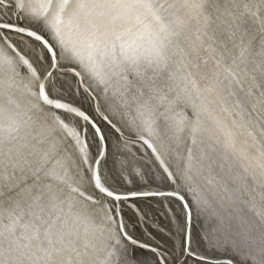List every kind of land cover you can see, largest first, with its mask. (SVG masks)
I'll return each instance as SVG.
<instances>
[{"label":"snow or ice","instance_id":"6c2138e0","mask_svg":"<svg viewBox=\"0 0 264 264\" xmlns=\"http://www.w3.org/2000/svg\"><path fill=\"white\" fill-rule=\"evenodd\" d=\"M9 9L12 22L0 18V264H130L125 240L156 251L124 231L120 201L137 196L183 203L185 256L195 255V206L244 264H264V0H0ZM4 30L31 38V51ZM69 68L84 102L96 105L98 91L107 108L118 105L191 205L179 192L122 194L103 182L104 131L55 94Z\"/></svg>","mask_w":264,"mask_h":264},{"label":"bare ground","instance_id":"6f19581e","mask_svg":"<svg viewBox=\"0 0 264 264\" xmlns=\"http://www.w3.org/2000/svg\"><path fill=\"white\" fill-rule=\"evenodd\" d=\"M2 14L3 12L0 11V16H2ZM14 22L30 29H39L38 24L30 22L29 19H20L19 16ZM4 33L8 34L10 41L20 49L25 52L31 51L29 46L23 44L24 42L21 40V34H14L7 30H4ZM24 39L28 42L30 40L26 36L23 37V40ZM61 64H64V62H61ZM46 66L47 65H45V67ZM56 80L57 82L63 80L64 84L55 94L62 98L63 101H68L73 104L76 103L85 108L89 115L95 119L104 131L106 154L103 159L100 160L99 166L101 177L105 184L113 185L114 188H120V190L123 191L173 192L175 190L170 184V181L158 172L154 163L151 161L146 162L145 159L134 158L122 147V145H120L115 130L103 121L101 117H98L95 111L90 107V99L86 102L83 101L82 98L88 95L82 89L81 84L75 82V78L72 74L65 72L62 75L56 76ZM76 88L80 89L79 93L75 91ZM102 101L101 103L105 102ZM103 105L105 106V103ZM62 116L65 119L68 118V115L63 113ZM86 138L90 151V158L93 159L96 154L95 142L97 139L95 133L90 128H88V135ZM174 162L175 161L172 160L170 163L174 164ZM102 169H105L107 173H103ZM179 190H181L185 199L188 200L191 205V197L183 191L182 186H180ZM107 201L109 204L113 203L110 197L107 198ZM118 211L125 221L124 231L140 243L151 245L153 249H156L161 261L165 264H227L192 259L190 256L184 255L183 231L186 211L175 196H149L132 198L127 202L120 201V208ZM149 222H152L161 230L163 229V231L154 230L156 240L148 235V233H152V230L150 231L151 228H149ZM214 225V219L201 216L196 211V207L192 206L190 248L195 254L194 256L213 257L216 256L219 251H222L223 256L233 258L237 264H244L239 256L232 250L223 251L221 250L222 248L217 247V245H215L217 250L209 249L203 238V234L206 237L210 236V238L215 235L212 233ZM152 228H154V226ZM160 243L163 244V246L160 245ZM127 247L130 264H160L152 252L131 245L130 243L127 244Z\"/></svg>","mask_w":264,"mask_h":264},{"label":"water","instance_id":"95a60500","mask_svg":"<svg viewBox=\"0 0 264 264\" xmlns=\"http://www.w3.org/2000/svg\"><path fill=\"white\" fill-rule=\"evenodd\" d=\"M0 18H2L3 20H5V21H8V22H12L11 21V10L9 9V15L8 16H4L3 14H2V16H0ZM16 23V22H15ZM21 25V24H20ZM21 26H23V25H21ZM27 28V27H26ZM6 34V33H5ZM7 36H8V34H6ZM9 37V36H8ZM28 38V37H27ZM28 39H31V38H28ZM10 40V39H9ZM23 44L25 45V46H29L30 47V45H29V43H28V41L26 40V39H24L23 40ZM12 43V42H11ZM13 44V43H12ZM15 45V44H14ZM30 50H31V47H30ZM61 62H63V61H61ZM45 65H47V64H45ZM63 65V64H62ZM67 67V66H66ZM76 71H80V69L77 67L76 69H75ZM66 73H70V74H72L73 75V77L75 78V82H77L78 83V79L79 78H77L75 75H74V71L71 69V68H69L67 71H65ZM64 72V73H65ZM83 79H85V80H87L88 78H87V75L85 74L84 75V77H83ZM89 83L90 84H92V87L93 88H95V85H94V83H92L91 81H89ZM81 86H82V89L84 90V86L81 84ZM87 95H89V93H87V92H85ZM91 95L92 96H95V97H97L98 99H97V101H96V105H94L93 103H92V101H91V99L89 100L91 103H90V107L92 108V110L93 111H95V113L97 114V116L98 117H101L102 119H103V117L104 116H107L108 117V120H110L111 121V124H109L108 123V121H105L104 119H103V121H105L112 129H114L115 130V132L117 133V137H118V141H119V143H120V145H122V147L123 148H125L126 149V151L131 155V156H133L134 158H140V159H145L146 160V162H152V163H154V166H155V168L158 170V172L160 173V174H162L165 178H167L168 180H169V178L167 177V174L166 173H164V171H163V169L161 168V166L159 165V163H158V161L156 160V158H155V155L151 152V150L147 147V145H145L144 143H143V141H141V140H139L138 139V137H137V135H136V133H135V131L132 129V128H130L129 127V124H128V117H126V116H123L122 114H120V112H119V109H118V105L113 101L112 102V108H107L106 106H104L103 104L105 103H101V101L103 100V101H105L104 100V97L102 96V95H99L98 94V91H93L92 93H91ZM62 99V98H61ZM102 101V102H103ZM65 102H68V101H65ZM70 103V102H69ZM73 106H77V107H79L81 110H83V111H85L88 115H89V113L86 111V109L85 108H83L82 106H80V105H77L76 103L75 104H73V103H71ZM57 113L58 112H60L59 114H61L62 115V113L63 114H65V115H68V118L67 119H65L64 117H63V119L65 120V121H68V122H71L72 124H74V125H76L77 127H80L81 126V124H82V122H81V120H80V118L79 117H75L74 115H72V114H68V113H65V112H63V110H55ZM185 112H186V114H187V116L190 118L191 116H192V110H191V108H187V109H185ZM91 118L93 119V120H95L92 116H91ZM112 125H115V128H113L112 127ZM88 128H90L91 130H92V126L91 125H88ZM119 129V131H116V129ZM105 146H106V142H105ZM95 147H96V154H95V156H94V158L93 159H95L96 157H97V154H98V152H99V148H98V141H96L95 142ZM89 148V147H88ZM89 150V149H88ZM90 152V151H89ZM171 162V161H170ZM173 163V162H172ZM171 163V164H172ZM172 167L173 168H175V162H174V164H172ZM102 172L103 173H107L106 171H105V169H102ZM87 172L85 171L84 173H82V176L85 178V180H86V177H87ZM85 175H86V177H85ZM170 181V184L173 186V189H175L173 192H179L181 195H183V193L181 192V190H179L180 189V187H178L177 186V184H173L172 183V181L171 180H169ZM86 182H87V180H86ZM106 185L108 186V187H110L113 191L115 190L116 192H120V193H122V194H127V193H142V192H149V193H151V192H153V191H123V190H120V188H114V186L113 185H108L107 183H106ZM117 189V190H116ZM169 192H172V191H169ZM138 197H149V196H137V197H133V198H138ZM107 198H109V197H107ZM107 198H106V200H107ZM110 199H111V197H110ZM132 199V198H131ZM130 199V200H131ZM178 199V198H177ZM179 200V199H178ZM180 201V200H179ZM181 202V201H180ZM107 203H108V205L109 206H111L112 204H109V202L107 201ZM181 204L183 205V203L181 202ZM184 207V206H183ZM186 211V210H185ZM196 211L198 212V210L196 209ZM199 213V212H198ZM201 216H204V217H206L204 214H201V213H199ZM189 230V227H188V224H187V220H186V215H185V226H184V231H183V237H184V242H185V234H186V232ZM191 231V230H190ZM213 234H215V235H213L211 238H210V236H208V237H206L204 234H203V238H204V240L206 241V243H207V245H208V247H209V249H215V250H217V247H221L222 249L221 250H223V251H227V250H231L220 238H219V236H218V234L217 233H215L214 231L212 232ZM184 242H183V245H184ZM125 243H127V244H129L130 242L129 241H126L125 240ZM131 244V243H130ZM132 245V244H131ZM215 245H217V247L215 246ZM136 246V245H135ZM223 248H225V249H223ZM143 249H145V250H147V251H150V252H152L154 255H155V257H156V260H158L159 261V263L160 264H165V263H163L162 261H161V259H160V257H159V255H158V253H157V250L156 251H151V250H149V249H146V248H143ZM218 249H220V248H218ZM233 251V250H232ZM223 252L222 251H219V253L216 255V256H213V257H196V256H190L192 259H201V260H204V261H207V262H214V263H227L228 264V261L229 260H232L233 261V264H237V262L233 259V258H231V257H229V256H223V254H222ZM132 264V263H131ZM135 264V263H134ZM153 264V263H152Z\"/></svg>","mask_w":264,"mask_h":264},{"label":"rangeland","instance_id":"374dc122","mask_svg":"<svg viewBox=\"0 0 264 264\" xmlns=\"http://www.w3.org/2000/svg\"><path fill=\"white\" fill-rule=\"evenodd\" d=\"M154 204H155V203H154ZM149 224H150V225H149V228H151L150 231L152 230L151 232L153 233V235H152V233H148V235H149L151 238H153L154 240H156V237L154 236V232L157 231V230H159V231H163V229L161 230L160 228H158L157 226H155L152 222H149ZM151 226H152V227L154 226V228H152ZM155 227H156V228H155ZM155 229H156V230H155ZM154 230H155V231H154ZM160 245L163 246V244H161V243H160Z\"/></svg>","mask_w":264,"mask_h":264}]
</instances>
